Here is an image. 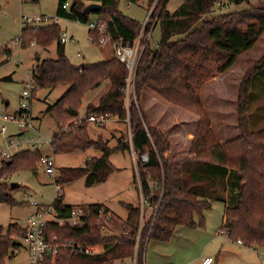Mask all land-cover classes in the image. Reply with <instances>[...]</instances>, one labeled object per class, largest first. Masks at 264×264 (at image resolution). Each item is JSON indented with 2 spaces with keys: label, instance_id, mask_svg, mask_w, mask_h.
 Masks as SVG:
<instances>
[{
  "label": "trees",
  "instance_id": "trees-1",
  "mask_svg": "<svg viewBox=\"0 0 264 264\" xmlns=\"http://www.w3.org/2000/svg\"><path fill=\"white\" fill-rule=\"evenodd\" d=\"M126 1L138 5L142 0ZM146 1L149 9L156 4L153 19H159L161 40L155 49L150 43L146 46L137 69L135 92L128 95L129 102L126 92L128 71L115 56L95 65L74 66L61 43L59 24L22 29L23 49L34 44L42 48L58 44L56 59L36 58L37 64L32 70L33 97L41 90L69 87L46 111L58 129L50 144L54 156L88 150L102 154L100 158L87 160L83 168L60 169L61 176L55 179V184L61 187V191L50 207L56 216L67 218L75 208L63 203L66 184L77 178H85L87 187L105 183L117 171L110 157L129 150L130 144L137 158L142 195L151 206L153 203L156 206L157 202L158 207L159 203L155 220L151 217L142 230V220L145 221L146 217L142 219L141 207L123 204L128 218L122 237L104 236L93 220L81 229L49 223L46 228L48 239L55 237L62 244L70 242L83 247L102 246L104 252L86 256L71 247L64 248L55 260L47 258L44 264L124 263L136 254V238L140 230L141 247L151 241L168 243L178 227H203L205 213L212 210L216 202L226 207L222 229L228 239L241 242L248 249L264 250V131L252 132L248 114L254 77L264 70V54L247 70L239 87L237 120L240 137L221 144L201 100V91L207 83L223 76L242 54L255 49L264 34V7L214 16L213 10L221 5L222 0H186L174 13L167 10L170 0ZM232 1L236 6H251L252 0ZM26 2L38 4L40 0ZM70 2L69 9H64L63 6ZM86 3L101 6L100 11L92 15L98 17L99 27H106L105 36L113 45H136L142 26L120 12V0H59L57 17L89 25L91 15L84 14ZM89 36L93 44L101 47L99 42L103 36L99 29L90 30ZM6 54L11 56L10 51ZM3 81H11V78L0 80V89ZM103 87L105 92L100 95L98 103H89L86 117L81 120L85 101ZM147 91L198 119L189 156L182 164H175L170 159L173 145L167 133L151 126L144 114L141 104ZM92 116L129 120L130 143L120 141L112 150L103 139L93 141L88 133ZM144 155L148 156V162L143 161ZM41 159L40 151L26 150L9 161H1L0 204H18L5 182L7 173L21 170L36 173ZM156 190L160 191L159 195L154 194ZM83 207L94 213L104 206ZM113 217L115 223L122 222L114 214ZM25 236L26 231L17 224L7 229L0 225V264H7L10 249L21 246ZM14 241L20 243L14 245ZM138 264H145L142 257H139Z\"/></svg>",
  "mask_w": 264,
  "mask_h": 264
},
{
  "label": "rangeland",
  "instance_id": "rangeland-1",
  "mask_svg": "<svg viewBox=\"0 0 264 264\" xmlns=\"http://www.w3.org/2000/svg\"><path fill=\"white\" fill-rule=\"evenodd\" d=\"M73 1V0H70ZM186 0H170L167 5V10L174 13ZM134 5L129 4L126 0H120L119 10L124 16L138 22L142 27L148 18V2ZM59 0H40L38 4H31L26 0H0V80L11 78V81H3L0 89V131L3 127L7 128V137L20 136L25 142V148H29L30 140L34 142L42 141L41 151L49 152V144L46 142L58 134V129L54 120L47 115V108L53 106L65 94L68 87H59L52 90H41L33 97L30 111L32 114V127L26 131L19 128L17 121L10 120L3 121L2 117H12L21 109L23 102V92L25 86L32 79V68L36 64V54L43 59H56L58 44L54 43L47 48L32 45L28 49H23L21 45L14 44L16 40L21 38L22 29L24 26V19L28 17L47 16L57 19L61 35L67 33L69 37H73L76 43L68 42L65 44V54L70 63L74 66L93 65L109 60L114 56L111 45L97 46L93 44L89 36V25H83L78 22L60 19L57 17V8ZM71 4V2H70ZM89 6V3L85 4ZM251 6L243 4L236 6L232 0H222L221 5H217L213 10V15L218 16L224 13H233L247 10L251 7H264V0H252ZM91 22H96L98 17L91 15ZM161 40V26L158 25L153 33L150 41V46L155 49ZM11 49H6L7 46ZM10 51L11 56L6 53ZM264 54V34L259 40L255 49L245 54H242L237 63L231 70L224 75L227 77L217 80L214 83H209L201 91V100L208 113L211 128L216 135L223 134L231 140L240 137L237 120V102L240 84L244 78L247 70L256 63ZM105 92V88H101L95 93L89 95V99L85 101L84 107L87 103L97 104L100 95ZM149 91L144 93L142 105L149 101ZM127 101L129 97L127 94ZM249 117L252 132L264 131V116H261L260 110L264 107V70L254 77L252 91L249 98ZM153 112L163 110V106L151 103ZM84 109V108H83ZM143 109V107H142ZM152 110V109H151ZM82 112V111H81ZM148 117L154 116L147 113ZM170 119L180 120L179 123H167L166 130L169 131L173 140V152L170 159L175 164H182L189 156L190 146L194 138L195 127H191V121L196 119L195 116L181 112L179 110L171 113ZM150 117V118H152ZM160 120V119H159ZM184 122V129L181 126ZM161 123V122H160ZM164 123V122H162ZM161 123V124H162ZM165 124V123H164ZM227 131V132H226ZM216 132V133H215ZM217 137V136H216ZM219 138H217L218 140ZM0 141L3 137L0 134ZM219 141V140H218ZM122 157L124 154H119ZM127 156V155H126ZM128 157V156H127ZM64 159H69L64 157ZM144 160V159H143ZM123 165L119 166L115 176H111L109 180H114L108 183H102L93 187H87L86 181L84 191L86 195H81V192H70L71 196L83 198L84 201L96 199H109L115 205L118 212H122L126 216L125 210L121 207L120 202L127 200L126 198L137 196L139 185L134 180V170L136 162L134 157L130 160L124 158ZM1 165V159H0ZM56 172V176H57ZM5 182L9 186L17 184L20 187L11 189L12 197L18 202L17 205L11 206L8 204H0V225L7 229L11 224L19 223L25 224V220L29 217L34 207L28 203L31 202L39 205H53L57 198V188L55 184V176H49L45 172V168L40 166L36 173L31 170H21L7 173ZM82 180V179H81ZM81 183V181H79ZM160 191H154L155 195H159ZM129 201V200H128ZM137 202V200H134ZM116 203L119 208H117ZM152 205H144V216L146 220H142L141 230L143 225L157 216L158 207ZM33 207V208H32ZM223 215L224 205L220 202L213 204L211 211L205 213V225L196 229L187 227H178L174 237L168 243H160L151 241L147 246L141 247V230L138 234L139 241L136 238L138 247L134 258L125 260L124 263L119 264H137L139 257H142L145 264H200L206 257H212L219 260L220 264H226L228 259L234 258L237 253L243 250L235 242L230 241L227 237H222L223 232ZM199 222L198 218H195ZM18 225V224H17ZM19 226V225H18ZM115 229H110L117 235L125 233V223H114ZM20 227V226H19ZM129 233V229H127ZM222 231V232H221ZM107 232L108 237H116ZM218 233H221L220 236ZM225 233V232H224ZM102 247V246H94ZM225 248V250H224ZM99 250V248H97ZM101 249V248H100ZM220 250L226 253L222 258L218 257ZM15 254V255H14ZM10 259L7 264H30L29 249L24 241H21V246L12 247L10 249ZM219 258V259H218ZM228 264V263H227Z\"/></svg>",
  "mask_w": 264,
  "mask_h": 264
},
{
  "label": "built area",
  "instance_id": "built-area-1",
  "mask_svg": "<svg viewBox=\"0 0 264 264\" xmlns=\"http://www.w3.org/2000/svg\"><path fill=\"white\" fill-rule=\"evenodd\" d=\"M142 5L144 2H141ZM70 7V3H67L63 6L64 9L68 10ZM156 4L151 8L148 9V18L145 24L141 29V33L139 35V39L135 46H118L113 45L111 43V39L106 34V27L98 26V22H91L89 24V29L91 31H95L99 29L102 33L103 38L100 40L101 46L111 45L113 49L114 56L125 66L128 71V78H127V88L126 92L129 95L131 92H135V81H136V74L138 65L142 58L143 52L146 46L150 43L153 33L156 27L159 25V19H153V13L155 10ZM24 28H34L40 29L44 26L55 25L57 23V19L47 16H37V17H28L24 19ZM68 42H73L71 39L66 35H62L61 43L66 44ZM22 40H16L14 44L21 45ZM6 49H11V46H7ZM35 90V84L31 80L25 86V90L22 94L23 102L21 105L20 112L16 116H4L2 117L3 121L8 122L10 120L17 121L19 124V128L23 131L28 130L32 127V117L30 114V107L33 101V93ZM109 118L105 117H90L89 121L92 123H96L98 125H102L105 123ZM7 128L3 127L0 131L1 136L3 137V141H0V159L1 161H9L14 157L16 154L26 151L25 142L22 139V134L20 136H12L7 137ZM30 147L35 149L37 142L30 140L28 142ZM47 144H51V140L47 141ZM144 162H148V159L144 156L142 157ZM41 166L45 168V172L49 176L56 175V162L53 156L51 157H42L41 159ZM56 179V178H55ZM58 188V195L60 194L61 187L56 184ZM57 195V196H58ZM36 207H40L37 203H32ZM149 205L152 209V206L149 201H146L143 197V202L141 207V214L142 219L145 217V211L143 207ZM156 218V216H155ZM154 218V219H155ZM90 220L95 221V225H97L104 236L107 232H111V235H116V237H122L124 234L117 235L110 229H115L114 223L115 219L111 212H108L105 207L98 208L94 213H92L89 209L83 206H77L72 211L69 217L67 218H59L56 216L55 212L50 209H43L40 210L36 215L30 217L26 222V236L24 238V242L29 249V256H30V264H44L47 258H55L59 255L60 251L64 248H73L74 251L86 255V256H95L98 254L103 253V247H83L80 245H74L73 243L66 242L64 244L58 242V240L53 237L48 239L46 236V228L49 223H55L59 227L62 228H70V229H81L86 227ZM137 240L139 241V236H137ZM137 241V242H138ZM239 244H242L241 242ZM138 247V244H137ZM136 247V251H137ZM99 248V250L97 249ZM101 248V249H100ZM259 258L261 260V264H264V252H258ZM138 264V263H137ZM202 264H216L215 259L213 258H206L203 260Z\"/></svg>",
  "mask_w": 264,
  "mask_h": 264
},
{
  "label": "crops",
  "instance_id": "crops-1",
  "mask_svg": "<svg viewBox=\"0 0 264 264\" xmlns=\"http://www.w3.org/2000/svg\"><path fill=\"white\" fill-rule=\"evenodd\" d=\"M64 34L67 35V33H64ZM69 38L71 39V41H74V43H76V40L73 37H69ZM70 43H73V42H70ZM63 45L65 46V44H63ZM11 55H12V53H11ZM37 57L39 59H41L40 55L36 54V57H35L36 64H37V61H36ZM102 62H104V61H102ZM36 64L33 66V68L36 66ZM93 65H95V64H93ZM33 68H32V70H33ZM31 73H32V71H31ZM225 77H227V75H223L221 77H218V78L214 79V82L217 81V80H221V79H223ZM214 82H211V83H214ZM209 83H207V84H209ZM207 84L204 86V88L207 86ZM67 90L68 89H66V91ZM151 103H155V104H157L159 106H163V110L160 111L161 113H159V116H157L158 112H153V108L151 107ZM88 105H89V103H87L85 105L84 109L81 112V115H80L81 120H84L85 117H86V108H87ZM142 107H143L144 114L147 117L150 125L155 127V128H160L165 133H167V135L169 136L170 140H173V138H172L173 136L171 134L169 135V131L166 130V127H167L166 125H167V123H169V124L179 123L180 120H176V119L172 120V119H170L171 113H174V111L176 112V110H179V109L174 108V107L164 103L162 100H160L153 93H151V95H149V101L145 105H142ZM249 109H250V104H249V101H248V114H249ZM19 112H20V110L17 112V114ZM260 112H261V116H264V107L260 110ZM147 113H149L150 115H154V114L155 115L153 117L150 116V117H152V118H150V117H148ZM30 114H31V111H30ZM16 115H14V116H16ZM168 115H169V117H168ZM31 117H32V114H31ZM158 118L160 120H158ZM32 121H33V118H32ZM160 122L161 123L164 122L165 124L164 123L161 124ZM197 125H198V119L196 118L194 121H192L191 127L194 126L195 127V131H196ZM181 126L184 129V122H182ZM88 133H89L90 138L93 141H97L99 139H103L108 144V147L110 149H112V150L116 149L118 147L120 141H128L130 143V139H131V128H130L129 120L121 121L118 118H111V119L107 120L105 123H103L102 125H98L96 123H92V122L89 121L88 122ZM216 136H217V138H219L218 140H219V142L221 144H225L228 141H231V139L227 138L226 135L218 133V135H216ZM50 140H52V139H50ZM37 143H39V144H37L35 149L29 147L26 150H38V151H40L42 157H51V156H53L54 159H55V162H56V172H58L57 176L55 175V178H60V176H61L60 169H78V168H83L85 166L87 160L92 159V158H100L102 156L101 153L96 152L94 150H88L86 152H79V153L65 155V156H54L50 145L48 146L49 152H45L44 153L40 149L41 148V144H43V142L42 141H38ZM119 154H124V156L122 157ZM64 157H68L69 159H64ZM133 157H134V160L136 162V168H135V170L133 172L134 180L136 178L135 182L139 185V187L137 189L138 197L136 196L134 198V200H137V202H135L133 200V197H130V196L128 198H126L127 200H125L123 202H120L121 207L126 212V216H123L122 212H118L116 210L115 205H113L110 202L109 199H105V198L102 197L101 199H96L95 201H91V200L84 201L83 198L75 197L74 196L75 194L71 196V193H70L71 191L73 193L76 192V194L81 192V195H86V193L84 192V191H86L85 184H84L85 178H77L74 181H72V182H70V183H68V184H66L64 186V189H63V203H64V205L73 206V207L90 206V205H102L106 209H108L112 214H114L116 217H118L122 222L125 223V221L128 218V212L123 207V204L134 205V206H142V202H143V195H142V192L140 190L137 158H136V155H135V153H134V151H133V149L131 147V144H130V149L129 150L122 151V152H117V153L113 154L110 157V162L116 169H118L119 166L123 165V163L125 162L124 158H129V160H130V158L132 159ZM115 173L112 174L111 176L112 177L115 176ZM110 177H109V179H110ZM109 179L106 181V183H108V184H110L114 180V178H112L111 180H109ZM79 181H81V183H79ZM10 188H11V186H10ZM56 188H57V186H56ZM57 193H58V188H57ZM28 203H30V205H32L34 207V208L32 207L34 209V211L31 212L29 217L25 220V224L24 225H20L19 223H14V224H18L22 229H25L26 222H27V220L30 217L36 215L38 212H40V210H42V208L43 209H50V207H51V205H42V204L41 205L38 204L40 207H36V206H34L32 204L33 202H31V199H29ZM116 206H117L118 209H120L117 203H116ZM212 208H213V206H212ZM225 214H226V207L224 205L223 224L226 221V215ZM220 234L221 233H218L219 236H220ZM221 236L228 238L227 234L224 233V232H222ZM236 244L238 246H240L242 248L241 250H243V251L241 253H237V255L234 258L228 259V261H227L228 264H261V260L259 258L258 252H264L263 249H257V248L248 249V248L244 247L242 244H239V243H236ZM224 250H225V248H224ZM224 250H220L219 251L218 257L222 258L223 255L225 254L224 255L225 256V258H224L225 260L224 261H226V253L224 252ZM206 258H212V257H206ZM206 258H204V259H206ZM203 260L201 261L200 264H202ZM215 261H216V264H220V262H219L220 259L219 260L215 259Z\"/></svg>",
  "mask_w": 264,
  "mask_h": 264
},
{
  "label": "water",
  "instance_id": "water-1",
  "mask_svg": "<svg viewBox=\"0 0 264 264\" xmlns=\"http://www.w3.org/2000/svg\"><path fill=\"white\" fill-rule=\"evenodd\" d=\"M100 9H101V6H100L99 4H90L89 6H87V7L85 8V10H84V14H85V15H92V14H94V13L99 12ZM84 66H85L84 64L81 65V67H84ZM144 157L148 159V156H147V155H144ZM17 188H19V185H17V184H12V185H11V189H12V190L17 189ZM13 244H14V245L19 244V241H14Z\"/></svg>",
  "mask_w": 264,
  "mask_h": 264
}]
</instances>
